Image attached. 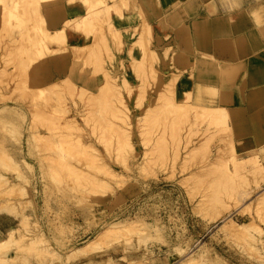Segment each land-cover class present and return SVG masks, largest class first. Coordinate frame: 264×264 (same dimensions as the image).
Masks as SVG:
<instances>
[{"label": "rangeland", "instance_id": "obj_1", "mask_svg": "<svg viewBox=\"0 0 264 264\" xmlns=\"http://www.w3.org/2000/svg\"><path fill=\"white\" fill-rule=\"evenodd\" d=\"M28 1L19 0L25 2L18 5L25 10L17 9L20 16L7 23L9 27L0 24V107L10 105L13 112L0 118V174L4 176L0 179V260L11 257L6 259L11 263L1 260L0 264H264V198L260 195L264 191V50L260 57L236 64L230 49L231 63L226 65L230 71L219 66L221 87L202 84L197 89L193 85L201 83L193 81V60H178L188 67L186 81L191 87L183 95L176 91L180 73L173 69L177 47L171 33L175 24H188L195 12L167 17L159 63L152 33L139 49L117 44L110 36L104 13L105 4L112 0H96L94 8L90 5L91 11L87 10L96 7L104 23L97 18L96 25L85 24L86 29L68 36L65 43L42 39L46 18L39 22L33 2L29 5L35 11L27 12ZM168 3L149 2L139 11L132 9L137 6L122 8L115 18L135 14L142 21L151 15L164 20L166 9L175 6ZM207 11L224 12L231 24L244 22V26H230V34L233 28L250 29L264 40V0H235L228 11L215 6ZM93 26L103 28L102 34L98 27L93 32ZM79 27L78 23L69 26L77 31ZM136 34L133 29V39ZM95 36L97 41L102 38L99 52L88 54L87 48L98 44ZM74 41L85 45L79 48ZM196 43H200L197 38ZM26 45L36 53L42 48L43 54L31 51L30 58L20 60ZM77 47L83 52L75 53L78 56ZM133 52L144 55L133 59L132 68L121 63L124 72L118 75L115 54ZM198 55L215 63L211 54L198 51ZM211 64L205 67H216ZM160 67L166 69L164 74ZM63 77L67 83L61 91L44 86ZM164 85L166 99L159 103L156 96ZM72 86H76L73 92ZM133 93L136 99L131 105ZM151 105L161 107L158 116L147 111ZM237 109L247 116L251 136L247 139L235 138ZM108 169L114 176L107 174ZM117 221H136L140 226L101 240L87 255L75 253ZM232 228L238 233L227 232Z\"/></svg>", "mask_w": 264, "mask_h": 264}, {"label": "crops", "instance_id": "obj_2", "mask_svg": "<svg viewBox=\"0 0 264 264\" xmlns=\"http://www.w3.org/2000/svg\"><path fill=\"white\" fill-rule=\"evenodd\" d=\"M170 1L173 2L175 6L173 7V10L171 8L166 9L168 15H166V18L164 20L162 19V17L151 15L147 19H145V21L150 26L151 33L153 34L154 40L157 43L155 46L156 49L154 51L156 52L160 63V60L163 57L162 50L165 48L162 37L164 27L168 25L167 19L173 17V15L176 19L177 15L183 17L184 15H187V12H195V14L192 17H189L190 19L187 20L188 24H175L171 33V37L177 47V50H175L174 54L175 61H173L172 63L173 69L180 73V78L176 81L177 92L180 91L181 94H183L190 86V83L186 81L188 67H184L179 64L178 59L182 60L188 57L189 59L193 60V81L201 83L193 86H204L202 84L220 86L222 85L221 80L223 78V75L219 66L225 67L230 70V67L226 66L228 65V63H231V61L227 60L228 52L230 54V49L234 50L232 62H235L234 58L237 61L243 62L251 58L252 56L260 57L261 52L264 50V40L255 30H238L233 28V33L230 34V26H244L245 24L243 21H239L238 24H231L227 20L226 15H224V12L214 15L209 14V12L207 11V8H210L211 6H215L218 11H228L230 2H233L235 0H147L146 3L153 2L155 4L157 2L159 4H169L168 2ZM108 3L110 5L117 4V2L114 1H109ZM146 3L143 6H146ZM65 12V15L57 21H50L49 18H46V28L50 31L57 30L62 26V23L66 19H73L74 15V18H76L84 14V11L79 5L74 7L67 6ZM171 12H173V14ZM164 14L165 11L164 9H162L161 16H163ZM116 15V12H113L112 10L110 14L111 19L114 18L112 21L115 22L118 30H126L127 32H124L125 34L122 33V40L125 42V45L132 44V42L138 38V34H136L135 39L132 38V31L133 29H137V33H139L142 27V25L140 26V24H142L141 22L143 21L137 18L135 14L125 15L124 17L126 18H124L123 20L115 18ZM196 38L199 40V44L196 43ZM74 44L75 46L85 45V43H80V41H74ZM198 51L213 55V59L215 60L216 64H211L214 61L207 60L206 62L209 63L203 65L197 60ZM220 55L222 57H220ZM142 56L143 52H133L132 54H130V56L128 54H115L114 66L116 71H118L117 74L120 75L124 72V69L121 68V63L129 65V67L132 68L131 64L133 59L140 60ZM170 58L171 57L169 56L168 61H166L169 62ZM208 64L216 67H205V65ZM260 65L261 64H256V66ZM185 68H187L186 71L184 70ZM159 72L164 74L166 72V69L160 67ZM132 74H134V71L130 73V75ZM62 76L64 75H61V77ZM228 77L229 76H227L224 81H227ZM135 99L136 93H133V96L131 98V105H134ZM236 111L238 113L237 117L239 118L236 120L237 124L235 126V131H237L238 135L237 137L235 136V138L242 140L247 139L251 137L249 134L247 116L243 113V109H237Z\"/></svg>", "mask_w": 264, "mask_h": 264}, {"label": "bare ground", "instance_id": "obj_3", "mask_svg": "<svg viewBox=\"0 0 264 264\" xmlns=\"http://www.w3.org/2000/svg\"><path fill=\"white\" fill-rule=\"evenodd\" d=\"M23 1H26V0H23ZM42 1H44V4H45V6H43V8H41L40 7V5L43 3ZM42 1H38L37 2V5H35V3H36V0H35V2H34V0H29L28 2H27V7H28V5H29V3L31 2H33L34 3V5L33 4H30L31 6H37L38 8H37V10H36V12H34L35 10V8L36 7H34V9H33V7H31L30 5V7H31V9L29 10V8L30 7H28V8H26V11L27 12H30V14H31V10H32V14H33V12L37 15L36 17L38 18V19H40L39 20V22L40 23H44V22H42L43 20H45V18H49V20L50 21H57V20H59L60 18H62L64 15H65V11H66V7L67 6H77V5H79L81 8H82V10L84 11V14L82 15V16H80V17H76V18H74V16H73V19H66L63 23H62V26L59 28V29H57V30H53V31H50V30H48L46 27H45V29L43 28V30L41 31L42 32V39H44L43 37H45L47 40H49L50 42L52 41V42H59V41H61V42H66L65 40L67 39V37L68 36H70V35H72V34H77V33H81L80 31L81 30H83V28H87L88 26H86L85 27V24H92V25H96V20H97V18L98 19H100L99 17H98V14L100 15V12L101 11H98V12H96V7H95V9H94V11L92 10V12H88L87 10H90V9H88L89 8V6L90 5H92V4H94L95 2H97L96 0H42ZM100 1V0H99ZM102 1V0H101ZM100 1V2H101ZM113 1V0H112ZM115 1H117V4L116 5H110L109 3L108 4H105V5H107V7H108V9L107 8H105L104 7V9H107V10H105V12H107V13H104V15H105V19H104V21H106V19H107V23L109 24V27L111 28V31H109L111 34H110V36L111 37H113V39H114V41H117L118 43L117 44H120L121 45V43H123L124 41L120 38L121 36L118 34L119 32H120V30H118V29H116L113 25H112V23H111V20H110V13H111V11L113 10V12L115 11L116 13H119V15H121V13L120 12H117V11H120V10H122V8L124 9V10H127L128 8H131L132 6H134V7H136V8H133L132 7V9L133 10H137V11H139V9H138V7H140V8H142L141 6L142 5H144L146 2H147V0H120V2H119V0H114V2ZM150 1V0H149ZM153 1V0H152ZM40 2H42V3H40ZM58 2H59V4H58ZM100 2H98V4L100 3ZM105 3V0H103L101 3ZM40 3V4H39ZM111 3V2H110ZM24 5L25 4V2H23V3H19V0H0V24H2V25H4L5 23V25L6 26H8V24L7 23H12L11 21L12 20H14L15 18H18L17 16V14H19V16H20V12L19 11H22V13L24 12L22 9H24L23 7L21 8V6H18V5ZM94 5H96V3L94 4ZM102 6H104V4L102 5ZM18 7V8H17ZM20 8H21V10H20ZM91 9H93L94 8V6L92 5V7H90ZM110 8V9H109ZM17 9L19 10L18 11V13H17ZM99 9V8H98ZM97 9V10H98ZM104 9H103V11H104ZM25 10V9H24ZM29 10V11H28ZM34 10V11H33ZM25 11V12H26ZM91 11V10H90ZM102 11V12H103ZM51 12V13H50ZM78 13V12H77ZM26 14V13H25ZM29 14V13H28ZM29 14V15H30ZM47 14H49V15H47ZM81 14V13H80ZM102 14V13H101ZM27 15V14H26ZM103 15V16H104ZM32 15H30V17H31ZM79 16V15H78ZM23 17V16H22ZM25 18H26V16H25ZM28 18V17H27ZM27 18H26V20H27ZM103 18V17H102ZM21 19V18H20ZM65 19V18H64ZM18 20L19 19H17V22H18ZM25 20V19H24ZM23 20V21H24ZM25 20V21H26ZM35 20V18L33 17V20L32 21H34ZM82 20H85V22L84 21H82ZM113 20V19H112ZM28 21V20H27ZM38 21V20H37ZM100 21H102L101 19H100ZM104 21H102L103 23H104ZM16 22V21H15ZM98 22V21H97ZM9 23V24H10ZM76 23H78L81 27H79L80 29L77 31L76 29H74V28H69V26H71V25H74V24H76ZM142 24H140V26L142 25V27H141V30H140V32L138 33V39H136L134 42H132V44H130V46H133V47H138V49H139V47H141L142 45H143V39L144 40H146L150 35H151V30H150V26L146 23V21L144 20L143 22H141ZM37 24V23H36ZM98 24V23H97ZM101 24V23H100ZM1 25V26H2ZM4 25V26H5ZM11 25V24H10ZM41 25V24H40ZM99 26V25H98ZM97 26V27H98ZM3 27V26H2ZM9 27V26H8ZM96 27V28H97ZM1 28V27H0ZM5 28V27H4ZM7 28V27H6ZM95 28V29H96ZM99 28V27H98ZM136 28V27H135ZM2 29V28H1ZM93 29H94V26H93ZM93 29H90V30H93ZM93 30V32L94 31H96L97 30V32L99 31V33H101L103 30V28H99V29H96V30ZM107 29V28H106ZM3 30V29H2ZM7 30H8V28H7ZM6 30V31H7ZM40 32V33H41ZM4 33H5V31H4ZM3 33V34H4ZM90 33H92L91 31H90ZM0 34H2V33H0ZM102 34V33H101ZM116 34H118V36H120V37H117V35ZM41 35V34H40ZM94 36V35H93ZM100 36V35H99ZM0 37H1V35H0ZM38 37H39V34H38ZM41 37V36H40ZM39 37V38H40ZM35 38H37V37H35ZM60 38H61V40H60ZM102 38H104V35L102 36ZM102 38L100 39V38H98V41L96 40V36H95V43L94 44H96V42L98 43V44H96V45H94V46H92V47H89V48H87V50L86 51H88V54H90V53H94L93 55H95L97 52H99V39L101 40L100 41V43L102 42ZM38 39V38H37ZM57 40V41H56ZM59 40V41H58ZM23 42V41H22ZM103 42H104V44L105 43H107V41H105V38L103 39ZM112 42V41H111ZM146 42V41H145ZM45 43V42H44ZM113 43V42H112ZM147 43V42H146ZM28 44H31V42L30 43H28ZM27 44V45H28ZM35 44V43H34ZM41 44V45H40ZM39 45H40V47H44V46H42V43H40ZM102 44V43H101ZM100 44V45H101ZM116 44V43H115ZM26 45V47L25 46H23L22 48L25 50L24 51V56H22L21 57V59L20 60H22L23 58H25L24 60H26V59H28V58H30V54H31V51H33V55H34V53H36V50L34 51L33 49H34V47H32V46H27ZM36 45H37V43H36ZM39 45H38V47H39ZM44 45V44H43ZM93 45V44H92ZM35 46V45H34ZM105 46H107V48H108V43L107 44H105ZM147 46V45H146ZM31 47L33 48V49H31ZM61 47V46H60ZM79 48H80V46H78ZM78 47L77 48H75L74 49V54L76 53V54H81V53H83L82 51H80L79 49H78ZM143 47V46H142ZM37 48V47H36ZM42 48H37L39 51H40V49H41V51H42ZM63 48V47H62ZM148 48V47H147ZM22 49V50H23ZM44 49H46L47 50V48H43V50ZM14 50V49H13ZM20 50V49H19ZM147 50V49H146ZM37 52V53H42L43 54V51L41 52ZM45 51V50H44ZM49 51V50H48ZM55 50H53V52H54ZM129 51V50H128ZM130 51H131V47H130ZM16 52V51H15ZM52 51H51V53H53ZM152 52V51H151ZM36 53V54H37ZM48 52L46 51L45 52V54H47ZM49 53H50V51H49ZM54 53H56V52H54ZM53 53V54H54ZM9 54V53H8ZM41 54V55H42ZM58 54V53H57ZM75 54V55H76ZM98 54V53H97ZM33 55H31L32 57H33ZM40 55V56H41ZM142 55V54H141ZM144 55V54H143ZM151 55H152V53H151ZM201 55H202V53H201ZM201 55H198V53H197V56H201ZM38 56H39V54H38ZM45 56V55H44ZM49 56V55H48ZM76 56H78V55H76ZM75 56V57H76ZM79 56H81V55H79ZM155 56V55H154ZM204 56V55H203ZM28 57V58H27ZM36 57H37V55H36ZM50 57V56H49ZM143 57V56H142ZM146 57V56H145ZM153 57V56H152ZM204 57H206V56H204ZM42 58V59H41ZM41 58H39L38 57V59H40L41 61L44 59V57H41ZM77 58V57H76ZM180 58V57H179ZM201 58V59H200ZM199 59L202 61V60H208V58L206 59H202V56L200 57ZM32 59V58H31ZM30 59V62H32L33 60H31ZM20 60H19V58H18V61L16 62L17 64H18V62H20ZM144 60V59H143ZM179 60V59H178ZM210 60V59H209ZM23 61V60H22ZM200 61V62H201ZM35 62V61H34ZM135 62V61H134ZM205 62V61H204ZM15 63V64H16ZM132 63H133V61H132ZM201 63H203V62H201ZM207 63H209V62H207ZM213 63V62H212ZM28 64V63H27ZM236 64H241L239 61H238V63L236 62ZM25 65V64H24ZM15 66V65H14ZM20 66V65H19ZM16 68H18V66H15ZM14 67V68H15ZM15 68V69H16ZM146 68V67H145ZM149 69H150V67H149ZM224 70V69H223ZM225 70H228L227 68L225 69ZM145 71V70H144ZM230 71V70H229ZM141 72V71H140ZM157 72V71H156ZM156 72H152L154 75L156 74ZM139 73V72H138ZM226 73H227V71H226ZM231 73V72H230ZM13 74V73H12ZM159 74V73H158ZM16 75V74H15ZM14 75V76H15ZM18 75V74H17ZM20 75V74H19ZM143 75V74H142ZM150 76V75H149ZM153 76V75H152ZM145 78H146V73H145V76H144ZM175 77V76H174ZM116 78V77H115ZM115 78H114V80H115ZM119 77H117L116 79H118ZM120 78H121V76H120ZM122 78H124V77H122ZM151 78V77H150ZM155 78V77H154ZM157 78V77H156ZM147 79V78H146ZM225 79V78H224ZM19 80V79H18ZM119 80V79H118ZM124 80V79H123ZM123 80H122V82H123ZM175 80V79H174ZM24 81V80H23ZM113 82H115V81H113ZM124 82H125V80H124ZM172 82V81H171ZM223 82V81H222ZM24 83H26V82H24ZM66 83H67V81H66V79H64V77L63 78H59V79H57L56 81H53V82H49V83H47L46 85H44V86H46V88L48 87L49 89L51 88V90L52 91H54V92H56V90L57 91H61L64 87H66L65 85H66ZM117 83V82H116ZM120 83H121V81H120ZM71 84H73V83H71ZM70 84V85H71ZM122 84H124V83H122ZM121 84V85H122ZM125 84H127V82H125ZM167 84V83H166ZM165 84V85H166ZM171 83H169V85H170ZM24 85V84H23ZM64 85V86H63ZM74 85V84H73ZM119 85V84H118ZM165 85H164V87L162 88V91H159L158 92V97L156 96V100H157V98H160V101H159V103L161 102V99L163 100V98H164V100L166 99L165 98V94H167L166 92H167V90H166V88H165ZM226 85V84H225ZM26 86H27V84H26ZM116 86V85H115ZM120 86V85H119ZM124 86V85H123ZM127 86V85H126ZM129 86V85H128ZM68 87V86H67ZM117 87V86H116ZM168 87V86H167ZM195 87V86H194ZM201 87V86H200ZM199 86H196V88L197 89H199L200 88ZM221 87V86H220ZM38 88V87H37ZM72 88V92H73V90H75L74 88H76V86H72L71 87ZM123 88V87H122ZM142 88V87H141ZM189 88H191V87H189ZM188 88V92L191 90V89H189ZM205 88H207V90H208V88H211V87H209V86H205ZM215 88V87H214ZM223 88V87H222ZM221 88V89H222ZM27 89V88H26ZM40 89V88H39ZM43 89H45V88H43ZM81 89V88H80ZM125 89V88H124ZM167 89H170L171 90V87L170 88H167ZM173 89V88H172ZM224 89V88H223ZM222 89V92L224 91ZM22 90V89H21ZM84 89H81V91H83ZM143 90V89H142ZM174 90V89H173ZM207 90H206V94H207ZM211 90H212V88H211ZM214 90V89H213ZM39 91V90H38ZM44 91V90H43ZM106 91V90H105ZM120 91V90H119ZM129 92H130V90H128ZM145 92V91H144ZM172 93H173V91H171ZM209 92V91H208ZM225 92V91H224ZM26 93V92H25ZM63 93V92H62ZM85 93V92H84ZM168 93H169V90H168ZM210 93V92H209ZM27 94H29V93H27ZM171 94V93H170ZM211 94V93H210ZM54 95V94H53ZM69 95H70V93H69ZM171 95H174V94H171ZM183 95H184V93H183ZM186 95H188V94H186ZM185 95V96H186ZM209 95V94H208ZM223 95V94H222ZM226 94H224L223 95V97L225 96ZM36 96V95H35ZM44 96V95H43ZM83 96V95H82ZM89 96H90V94H89ZM113 96V95H112ZM141 96V95H140ZM60 97V96H59ZM91 97V96H90ZM144 97V96H143ZM142 97V98H143ZM167 97V96H166ZM259 97H261L262 98V94L259 96ZM37 98V97H36ZM121 98V97H120ZM137 98H138V96H137ZM169 98V97H168ZM187 98V97H186ZM58 99V98H57ZM81 99V98H80ZM50 100V99H49ZM123 100V99H122ZM159 100V99H158ZM158 100H157V102H158ZM229 100V99H228ZM58 101V100H57ZM230 101V100H229ZM122 102V101H121ZM156 102V103H157ZM142 103V102H141ZM226 104V103H225ZM120 105V104H119ZM156 105H158V104H156ZM161 105V104H160ZM168 105V104H167ZM123 106V105H122ZM139 106H141L140 104H139ZM166 106V105H165ZM159 107V106H158ZM62 108V107H61ZM126 108V109H125ZM124 109L125 110H127L126 111V113L128 112V108H127V106L125 105L124 106ZM159 109H161V107H159V108H157V107H155L154 105H151V106H149L148 107V110L147 111H149V112H151V113H156V111H157V113H158V110ZM163 109V108H162ZM62 110H63V108H62ZM96 111V110H95ZM114 111V110H113ZM64 112H65V110H64ZM125 112V111H124ZM13 112H12V109H11V106L10 105H7V104H5V105H3V106H1L0 107V118H3V117H5V116H11V114H12ZM125 113V115H127ZM154 113V114H155ZM157 113H156V116H158L157 115ZM145 114H147V115H150V113L148 114V113H145ZM159 114V113H158ZM35 115V114H34ZM144 115V114H143ZM152 115V114H151ZM124 116V115H123ZM117 117V116H116ZM120 118H121V116H120ZM127 119H128V117H126ZM154 118V117H153ZM205 118V117H204ZM116 119V118H115ZM157 119V118H156ZM212 119V118H211ZM59 120V119H58ZM153 120V119H152ZM155 120V119H154ZM31 122V121H30ZM69 124V123H68ZM171 124V123H170ZM74 125V124H73ZM188 126V125H187ZM64 127V126H63ZM62 127V128H63ZM66 127H67V125H66ZM172 127V126H171ZM216 127V126H215ZM65 128V127H64ZM70 128V127H69ZM59 129V128H58ZM77 130V129H76ZM79 130V129H78ZM127 130V129H126ZM190 131V130H189ZM198 133V132H197ZM32 134V133H31ZM123 134V133H122ZM124 135V134H123ZM125 135H126V133H125ZM38 136V135H37ZM70 137V136H69ZM126 137V136H125ZM78 140V139H77ZM143 140V139H142ZM232 141V140H231ZM78 142V141H77ZM235 143H238V142H235ZM83 145V143L81 142V141H79L78 142V146H82ZM208 145V144H207ZM231 145H232V143H231ZM73 146V145H72ZM71 147V146H70ZM74 147V146H73ZM235 147V146H234ZM74 148H78V147H74ZM82 148H84V147H82ZM231 149V148H230ZM78 152H79V150H77ZM84 151V150H83ZM73 152V151H72ZM75 153V152H74ZM82 153V152H81ZM89 154V153H88ZM76 155V154H75ZM78 155H80V154H78ZM81 156V155H80ZM92 159V158H91ZM259 166V165H258ZM262 168V167H261ZM254 169V168H253ZM259 169V168H258ZM263 169V168H262ZM109 170V169H108ZM107 170V174H109L110 175V177L113 175L114 176V174H113V172L111 171L110 172V170L108 171ZM105 171V170H104ZM252 171V170H251ZM262 171H264V170H262ZM115 173V172H114ZM116 174V173H115ZM233 174V173H232ZM262 174V173H261ZM108 175V176H109ZM235 175H236V173H235ZM239 175V174H238ZM263 176H264V174H263ZM116 177V176H115ZM245 177V176H244ZM247 177V176H246ZM1 178H4V176L3 175H1L0 174V179ZM245 179V178H244ZM256 186V185H255ZM13 188V187H12ZM6 190V189H5ZM254 190H255V188H254ZM253 189H252V191H254ZM250 192L251 191H249V192H247L246 193V196L248 195V194H250ZM260 195H261V197H262V199L264 198V191L262 192V193H260ZM259 197V196H258ZM261 199V200H262ZM264 200V199H263ZM1 204V203H0ZM227 220V219H226ZM231 221V220H230ZM137 223H136V221H135V223H133V222H128V221H117V222H115V223H113V225L111 224L110 226H108L107 228H105L99 235H97L96 236V238L94 237V239H92V240H90L89 242H87L84 246H82V247H79V248H76L75 249V253H77L78 254V252L77 251H79V252H82V254H84V255H87V253H89L92 249H94V248H97L96 246L97 245H100L101 243V240H103V239H105V238H107V237H112V236H114V235H119V234H123L125 231H131L132 230V228H135L134 230H136V227L138 226H140V225H136ZM140 224V223H139ZM230 224V223H229ZM228 224V225H229ZM232 225H233V223H232ZM231 225V226H232ZM238 226V225H237ZM138 227H137V230H138ZM226 227V226H225ZM236 227V226H235ZM240 227V226H239ZM239 227H237V228H239ZM141 228V227H140ZM234 228V227H233ZM233 228H232V230L231 229H227L228 231L227 232H231L233 235H234V233L236 234V232L234 231L235 230V228H234V230H233ZM226 229V228H225ZM237 230V229H236ZM225 231V230H224ZM238 233V232H237ZM231 234V235H232ZM15 241H16V239H14ZM13 240V241H14ZM0 243H1V241H0ZM100 243V244H99ZM3 250V248H0V250ZM74 251V250H73ZM2 252V251H1ZM204 253V252H203ZM2 254V253H1ZM78 255H80V253L78 254ZM1 256V255H0ZM202 255H200V258H203L205 255H203L202 257H201ZM74 257V256H73ZM109 257V256H108ZM3 258H4V256H3ZM10 259L11 257H6V259ZM5 259V258H4ZM5 259V261H3V259H2V257H1V260L3 261V262H6L7 260ZM9 259H8V261H9ZM196 259V258H195ZM0 260V261H1ZM200 260V259H199ZM1 261V262H2ZM203 261V260H202ZM208 261V260H207ZM6 263H11V262H6ZM5 263V264H6ZM221 264H223V263H221Z\"/></svg>", "mask_w": 264, "mask_h": 264}]
</instances>
